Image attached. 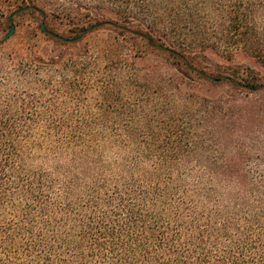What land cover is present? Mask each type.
I'll use <instances>...</instances> for the list:
<instances>
[{"label":"trees","instance_id":"trees-1","mask_svg":"<svg viewBox=\"0 0 264 264\" xmlns=\"http://www.w3.org/2000/svg\"><path fill=\"white\" fill-rule=\"evenodd\" d=\"M49 6L89 27L51 32L31 5L52 48L0 41V264H264V75L198 66L207 51L264 65V0ZM105 26L101 69L76 45ZM128 37L179 58L174 72L140 83L138 53L116 57ZM188 70L236 93L159 109Z\"/></svg>","mask_w":264,"mask_h":264},{"label":"rangeland","instance_id":"rangeland-1","mask_svg":"<svg viewBox=\"0 0 264 264\" xmlns=\"http://www.w3.org/2000/svg\"><path fill=\"white\" fill-rule=\"evenodd\" d=\"M32 0H0V41L9 39L5 44V47L9 49L12 46L16 47H25L32 45L34 47L38 46L39 49H51L52 43L45 41L42 36L41 29L38 27L42 21V14L30 7L31 5L38 7L39 9L45 11V20L44 23L47 29L51 32L60 33L66 36H70L73 31H76L79 28L89 27V22L87 19L76 25L72 20L66 19L57 14L53 15L50 10L49 3L56 2L58 0H36L37 3L30 2ZM45 2L46 5L42 2ZM68 1V0H64ZM81 3H89L90 1L93 4H103V0H73ZM73 4L72 2H70ZM86 5V4H84ZM105 5V4H104ZM77 7V5L73 4ZM89 7V6H86ZM81 8V7H77ZM93 8H81V11L85 14H90L94 16ZM15 26L14 34L7 38V33L11 30L12 24ZM109 28L113 29L112 26H105L99 30L94 31L90 35L84 37L79 44L76 45L77 49H90V55L93 54L97 56V68H101L107 63V59L104 58V52L107 49L108 43L114 40V33L108 30ZM38 33V36L34 35V32ZM130 36V34H129ZM140 40V39H139ZM139 40L134 42L128 37L126 40L120 38L119 44L116 45V57L120 58V65L127 63V60L124 58L131 51H136L139 58H137V71L139 77L146 76V79L141 78L140 83L144 84L146 82L155 83L158 81V75L163 74L164 72L170 73L172 70L171 66L173 63H176L175 60L179 58H174L173 55L168 52H161L153 50L149 45L142 43V46L139 44ZM136 43V45H134ZM136 46V47H135ZM139 46V47H138ZM138 47V48H137ZM206 58H204L201 64H198L199 68L204 69L207 72H210V69L213 67L221 66L222 70L230 67L232 64L240 63L242 65L250 66L255 69L256 72H259L261 75H264V65L260 62L248 57L245 53H240L235 55L232 60H228L226 57H223L219 52L207 51L204 53ZM88 60H92L87 58ZM198 60V59H197ZM121 71L122 74H129L130 70L128 67ZM136 71V70H134ZM174 72V71H173ZM191 77H196V82L187 81L188 85H182L181 87L176 88L175 84L171 86L168 85V88L164 90H158V93L154 95L153 103L161 109L165 110L167 107H172L174 105V100L176 97H180L181 94L185 92L193 93L198 96H208V97H220L225 96L227 93H236L230 86L226 84H212L206 80L198 78V73L196 71L188 70ZM163 91H166L163 93Z\"/></svg>","mask_w":264,"mask_h":264},{"label":"water","instance_id":"water-1","mask_svg":"<svg viewBox=\"0 0 264 264\" xmlns=\"http://www.w3.org/2000/svg\"><path fill=\"white\" fill-rule=\"evenodd\" d=\"M10 19H11L12 27H11V30L6 35L7 38L11 37L15 32V26L13 24L12 18H10Z\"/></svg>","mask_w":264,"mask_h":264}]
</instances>
